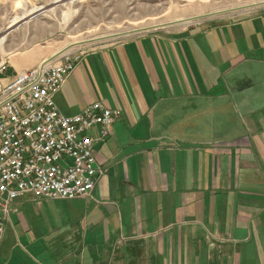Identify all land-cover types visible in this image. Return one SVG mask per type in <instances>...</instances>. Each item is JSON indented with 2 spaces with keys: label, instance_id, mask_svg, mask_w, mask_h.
I'll return each instance as SVG.
<instances>
[{
  "label": "crops",
  "instance_id": "obj_1",
  "mask_svg": "<svg viewBox=\"0 0 264 264\" xmlns=\"http://www.w3.org/2000/svg\"><path fill=\"white\" fill-rule=\"evenodd\" d=\"M55 102L121 110L105 172L87 198H18L0 264H264V12L84 51Z\"/></svg>",
  "mask_w": 264,
  "mask_h": 264
},
{
  "label": "built area",
  "instance_id": "obj_2",
  "mask_svg": "<svg viewBox=\"0 0 264 264\" xmlns=\"http://www.w3.org/2000/svg\"><path fill=\"white\" fill-rule=\"evenodd\" d=\"M82 55L72 49L0 82V237L18 198H87L105 172L95 144L110 137L121 110L95 102L66 115L55 102ZM8 68L0 63V78Z\"/></svg>",
  "mask_w": 264,
  "mask_h": 264
},
{
  "label": "rangeland",
  "instance_id": "obj_3",
  "mask_svg": "<svg viewBox=\"0 0 264 264\" xmlns=\"http://www.w3.org/2000/svg\"><path fill=\"white\" fill-rule=\"evenodd\" d=\"M263 1L0 0V63L8 61L10 66L29 67L74 43ZM261 12H264V6L208 16L191 23L228 22ZM187 24L190 23L180 25V28ZM129 37L86 43L73 50L84 52L113 45Z\"/></svg>",
  "mask_w": 264,
  "mask_h": 264
},
{
  "label": "water",
  "instance_id": "obj_4",
  "mask_svg": "<svg viewBox=\"0 0 264 264\" xmlns=\"http://www.w3.org/2000/svg\"><path fill=\"white\" fill-rule=\"evenodd\" d=\"M261 6H264V1L263 2L253 3V4H248V5H244V6H240V7L234 8V9H230V10L219 11V12L211 13V14L204 15V16H198V17H195V18H190V19H186V20H180V21H176V22H171V23L159 25V26H156V27L145 28V29H137V30H133V31H127V32L118 33V34H114V35L104 36V37L92 39V40H89V41L74 43V44H71V45L61 49L60 51L56 52L51 58L47 59L46 61L52 60V59L60 56L61 54L65 53V52H67L69 50H72V49H74V48H76V47H78L79 45H82V44L92 43V42H101V41H106V40L114 39V38L129 37V36H132V35H136V34H139V33L156 30V29L163 28V27L182 25V24H185V23H191V22H193V21H195L197 19L199 20V19H202V18H205V17H208V16L221 15V14H225V13H229V12H236V11H244V10H249V9H253V8H257V7H261Z\"/></svg>",
  "mask_w": 264,
  "mask_h": 264
},
{
  "label": "bare ground",
  "instance_id": "obj_5",
  "mask_svg": "<svg viewBox=\"0 0 264 264\" xmlns=\"http://www.w3.org/2000/svg\"><path fill=\"white\" fill-rule=\"evenodd\" d=\"M183 25V24H182Z\"/></svg>",
  "mask_w": 264,
  "mask_h": 264
}]
</instances>
